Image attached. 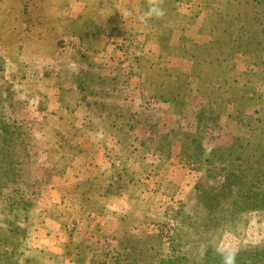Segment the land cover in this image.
Returning <instances> with one entry per match:
<instances>
[{
	"label": "rangeland",
	"instance_id": "obj_1",
	"mask_svg": "<svg viewBox=\"0 0 264 264\" xmlns=\"http://www.w3.org/2000/svg\"><path fill=\"white\" fill-rule=\"evenodd\" d=\"M164 6L144 23L147 0H0V264H222L218 246L238 264L264 247L250 211L166 257L203 189L264 159V0Z\"/></svg>",
	"mask_w": 264,
	"mask_h": 264
},
{
	"label": "trees",
	"instance_id": "obj_2",
	"mask_svg": "<svg viewBox=\"0 0 264 264\" xmlns=\"http://www.w3.org/2000/svg\"><path fill=\"white\" fill-rule=\"evenodd\" d=\"M6 125V127L4 125L1 127L2 131L6 133H10L11 130L13 131V126ZM2 139L4 142L5 138ZM255 146L258 147L255 153L260 149L262 151V158L264 156V149L261 147V144ZM7 148L8 146H5L6 150ZM238 159L248 167L245 169L237 166L225 171L221 185L225 190L224 194H220L218 190H212L218 185H214L213 188L209 187V191L203 189L202 195H204V200L202 204L206 209V214L200 221L197 222L188 215H181L178 221L175 218V225L169 237L170 251L168 256H166L167 258L175 257L176 254L178 255V246L182 244V239L189 234H201L222 224H226L227 221L234 224L237 221L244 220L245 215L250 211H264V159L259 162L258 166L253 168V174H250L251 165L249 161L243 158ZM10 170L12 168L9 169L0 165L1 177L7 179L9 175L14 174V171L10 172ZM14 203H19L21 207L26 206L18 196L11 197L9 198L10 211L14 208ZM13 215L15 216L16 214ZM177 215L180 214L177 212ZM210 254V252H206V255L202 258H197L194 264H210ZM238 264H264V247L239 256Z\"/></svg>",
	"mask_w": 264,
	"mask_h": 264
},
{
	"label": "clouds",
	"instance_id": "obj_3",
	"mask_svg": "<svg viewBox=\"0 0 264 264\" xmlns=\"http://www.w3.org/2000/svg\"><path fill=\"white\" fill-rule=\"evenodd\" d=\"M164 5L165 0H147V8L140 16L141 21L147 23L152 19H163L167 14ZM69 67L74 68V65H69ZM216 251L221 256L222 264H237L238 251L236 249L218 246Z\"/></svg>",
	"mask_w": 264,
	"mask_h": 264
}]
</instances>
